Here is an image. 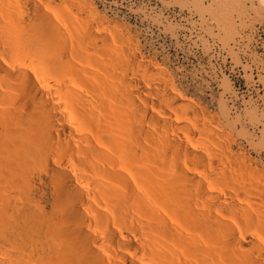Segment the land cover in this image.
Returning <instances> with one entry per match:
<instances>
[{"label": "bare ground", "instance_id": "bare-ground-1", "mask_svg": "<svg viewBox=\"0 0 264 264\" xmlns=\"http://www.w3.org/2000/svg\"><path fill=\"white\" fill-rule=\"evenodd\" d=\"M84 3L0 0V264H264V170Z\"/></svg>", "mask_w": 264, "mask_h": 264}, {"label": "rangeland", "instance_id": "rangeland-1", "mask_svg": "<svg viewBox=\"0 0 264 264\" xmlns=\"http://www.w3.org/2000/svg\"><path fill=\"white\" fill-rule=\"evenodd\" d=\"M81 1L162 67L181 94L223 116L233 150L264 170V1Z\"/></svg>", "mask_w": 264, "mask_h": 264}]
</instances>
